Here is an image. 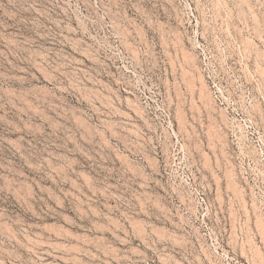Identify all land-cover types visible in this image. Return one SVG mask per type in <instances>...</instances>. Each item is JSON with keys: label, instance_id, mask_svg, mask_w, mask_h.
I'll use <instances>...</instances> for the list:
<instances>
[{"label": "rangeland", "instance_id": "obj_1", "mask_svg": "<svg viewBox=\"0 0 264 264\" xmlns=\"http://www.w3.org/2000/svg\"><path fill=\"white\" fill-rule=\"evenodd\" d=\"M0 264H264V0H0Z\"/></svg>", "mask_w": 264, "mask_h": 264}]
</instances>
